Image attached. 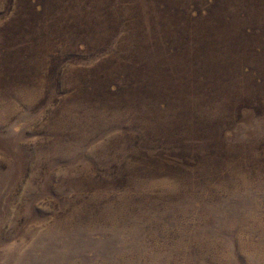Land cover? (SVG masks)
I'll return each mask as SVG.
<instances>
[{
  "label": "rangeland",
  "instance_id": "1",
  "mask_svg": "<svg viewBox=\"0 0 264 264\" xmlns=\"http://www.w3.org/2000/svg\"><path fill=\"white\" fill-rule=\"evenodd\" d=\"M0 264H264V0H0Z\"/></svg>",
  "mask_w": 264,
  "mask_h": 264
}]
</instances>
